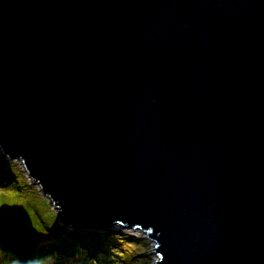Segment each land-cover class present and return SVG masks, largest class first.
I'll return each instance as SVG.
<instances>
[{"label": "water", "instance_id": "1", "mask_svg": "<svg viewBox=\"0 0 264 264\" xmlns=\"http://www.w3.org/2000/svg\"><path fill=\"white\" fill-rule=\"evenodd\" d=\"M0 148L154 264H264V0H0Z\"/></svg>", "mask_w": 264, "mask_h": 264}, {"label": "trees", "instance_id": "2", "mask_svg": "<svg viewBox=\"0 0 264 264\" xmlns=\"http://www.w3.org/2000/svg\"><path fill=\"white\" fill-rule=\"evenodd\" d=\"M23 173L0 148V264H60L59 257L63 259L65 254L75 252L88 259V256L100 252L103 234L72 230L57 221L49 225L44 220L37 219V213V216H34L35 211L32 208L35 205L27 197L25 199L29 202L31 211L30 207H18L22 196H28L31 190L29 180ZM32 181L36 183L35 180ZM41 197L39 198L43 199ZM51 212L54 215V212ZM54 217L56 218V215ZM83 239L90 248L88 252L77 248V243ZM113 243L114 241H111L108 246L110 252L114 253L116 243ZM54 255L56 259L52 261ZM103 259H107V256L101 255V260ZM93 262L99 264L98 260Z\"/></svg>", "mask_w": 264, "mask_h": 264}, {"label": "rangeland", "instance_id": "3", "mask_svg": "<svg viewBox=\"0 0 264 264\" xmlns=\"http://www.w3.org/2000/svg\"><path fill=\"white\" fill-rule=\"evenodd\" d=\"M6 156V155H5ZM18 168L23 171L24 175L26 176V179L29 180L30 185V194L27 196L24 192V196L20 199L19 206L24 209V207H30L29 202L26 201V197L31 200V203L35 205L34 208H32L35 213L34 216H37V219L44 220L45 222L49 223V225H52L53 222L62 225L63 227L70 228L72 230H81L85 232H97L99 234H103V240L101 242L100 246V252H96L95 254H92L91 256H96L92 258L91 256H88L89 258L86 259V256L83 255H77L75 252H72L70 254L63 255V259L60 258V264H94V260H98L99 264H154V262L157 260V254L155 252V249H151L156 247V242L149 239L147 236V233L142 231L141 229H133L129 227H125L121 224H115L107 229H99V228H84V227H73L69 226L58 214V210L52 205L51 201L49 200L48 196L42 192L40 186L37 183H34L30 176L28 175L27 171L25 170L24 164L19 159H11ZM2 188L0 187V190ZM35 192V194H34ZM34 194V195H33ZM42 196L40 199L37 196ZM22 200V201H21ZM49 206V207H48ZM56 215V218L54 217ZM128 237V238H127ZM111 241H114L113 244L115 245V251L116 252H110L109 250V244ZM83 241H80L77 243L78 250L84 252L89 251V246H87ZM90 243V242H89ZM91 245V244H90ZM87 246V247H86ZM73 251V250H71ZM81 254V252H80ZM101 255L103 257L107 256V259L101 260ZM56 259V255L52 256L51 260L54 261ZM100 260V261H99Z\"/></svg>", "mask_w": 264, "mask_h": 264}, {"label": "snow or ice", "instance_id": "4", "mask_svg": "<svg viewBox=\"0 0 264 264\" xmlns=\"http://www.w3.org/2000/svg\"><path fill=\"white\" fill-rule=\"evenodd\" d=\"M163 256V254H161Z\"/></svg>", "mask_w": 264, "mask_h": 264}]
</instances>
